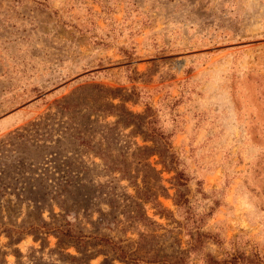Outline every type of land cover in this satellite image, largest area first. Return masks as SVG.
Listing matches in <instances>:
<instances>
[{"label": "rangeland", "instance_id": "374dc122", "mask_svg": "<svg viewBox=\"0 0 264 264\" xmlns=\"http://www.w3.org/2000/svg\"><path fill=\"white\" fill-rule=\"evenodd\" d=\"M147 106L214 208L206 252L264 262V0H0V264H129L95 235L186 248L139 194L181 220L176 170L138 156Z\"/></svg>", "mask_w": 264, "mask_h": 264}, {"label": "trees", "instance_id": "16d2710c", "mask_svg": "<svg viewBox=\"0 0 264 264\" xmlns=\"http://www.w3.org/2000/svg\"><path fill=\"white\" fill-rule=\"evenodd\" d=\"M146 112L147 131L144 133V139L146 142H152L153 146L141 148L139 151L141 155L138 154V156L150 158L158 155L166 170H176L179 159L171 151V136H173V133L167 134V131L159 125V118L150 106H147ZM167 164L171 167H168ZM188 182L189 177L184 172L176 170L173 183L176 193L173 201L178 208L180 221L174 219L172 213L163 207L157 196L146 192L139 193L143 197L142 199L145 203L151 202L155 205L157 208L156 215L175 222L178 225L182 231L180 235L187 238L185 249L170 254L164 252L162 248L156 250L154 247V249L148 250L142 243L146 240L147 236H141L140 241L126 242L122 239L115 241L107 235H95L92 237L95 241L94 244L96 246L109 248L118 259L127 261L129 264H195L196 260H200L201 264H263L264 262L262 260L257 261V259L246 257L244 254L221 260L216 258L213 254L206 252L210 244L221 245L219 234L203 230L208 219L212 216L214 208L212 207L210 212L203 214L198 213L191 200L188 198ZM164 196L168 197L167 194ZM215 203L218 205V201ZM140 207L142 208L141 204ZM137 212L138 214L132 217L134 220L141 221L145 224L146 222L153 224V221L141 213L140 209H138ZM112 223H114V221H108V224ZM73 226L74 225L70 221H66L65 226L55 228L57 233L64 239V244L75 242L86 246L90 243L88 237L77 232ZM42 227L44 228L45 226ZM175 243L180 249V242L176 240ZM86 257L87 260H90L96 256L92 254Z\"/></svg>", "mask_w": 264, "mask_h": 264}]
</instances>
